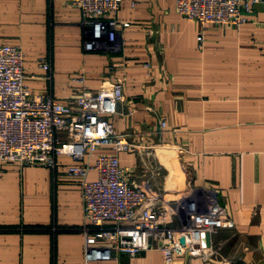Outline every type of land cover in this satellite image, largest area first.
Masks as SVG:
<instances>
[{"label": "crops", "instance_id": "1", "mask_svg": "<svg viewBox=\"0 0 264 264\" xmlns=\"http://www.w3.org/2000/svg\"><path fill=\"white\" fill-rule=\"evenodd\" d=\"M113 19L128 26L111 46L85 52L89 30L69 0H0V44L21 49L29 91L60 102L78 90L73 75L90 91L120 83L124 100L108 121L133 149L117 154L119 165L157 166L165 200L185 183L216 192L226 225L209 236L212 254L188 264H264V2L238 27L201 29L173 0H121ZM56 160L55 170L0 165V264H162L154 250L84 261L79 187L65 175L69 158Z\"/></svg>", "mask_w": 264, "mask_h": 264}, {"label": "built area", "instance_id": "2", "mask_svg": "<svg viewBox=\"0 0 264 264\" xmlns=\"http://www.w3.org/2000/svg\"><path fill=\"white\" fill-rule=\"evenodd\" d=\"M264 0H173L175 12L201 29L207 25L246 24L252 7ZM78 10L81 23L88 28L83 42L85 52L111 46L119 28L113 15L121 0H69ZM201 47L202 35L195 38ZM36 67L49 80L47 58ZM70 81L77 92L60 102L48 93H33L24 85L23 54L18 46L0 44V165L41 166L55 170L59 156L71 161L65 175L75 179L81 201L84 261L107 262L118 255L136 257L158 251L162 264L190 259L205 261L212 253L202 245L201 235L225 227L226 215L210 188L185 183L165 200L156 185L160 169L150 164L138 173L119 165L117 154L133 146L113 130L108 118L124 98L121 84L103 83L95 90L84 88V77ZM128 113H131L129 110ZM164 128V122H159ZM107 149L109 154H96ZM93 174L89 180L88 175ZM140 178L139 182L137 180ZM154 192L149 193L146 183ZM182 240L180 243L179 241ZM186 257V259H185ZM217 264H231L220 260Z\"/></svg>", "mask_w": 264, "mask_h": 264}, {"label": "water", "instance_id": "3", "mask_svg": "<svg viewBox=\"0 0 264 264\" xmlns=\"http://www.w3.org/2000/svg\"><path fill=\"white\" fill-rule=\"evenodd\" d=\"M201 238H202V245L204 247H208L209 246V237H208V234L201 235ZM179 242L181 243L182 240H180ZM185 259H186V257H185Z\"/></svg>", "mask_w": 264, "mask_h": 264}]
</instances>
